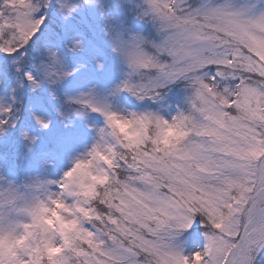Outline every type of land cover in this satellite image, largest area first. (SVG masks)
<instances>
[{"label":"snow or ice","instance_id":"obj_1","mask_svg":"<svg viewBox=\"0 0 264 264\" xmlns=\"http://www.w3.org/2000/svg\"><path fill=\"white\" fill-rule=\"evenodd\" d=\"M0 264H264V0H0Z\"/></svg>","mask_w":264,"mask_h":264},{"label":"rangeland","instance_id":"obj_2","mask_svg":"<svg viewBox=\"0 0 264 264\" xmlns=\"http://www.w3.org/2000/svg\"><path fill=\"white\" fill-rule=\"evenodd\" d=\"M189 2H191V0H189ZM184 89H185V86H184ZM187 91V90H186ZM186 91H182V93L184 94ZM188 93V92H187ZM181 95V92H178L176 94V96H180ZM133 104L137 105L138 107L140 106L138 104V102H135L133 101ZM125 107H128L127 105H125ZM135 107V106H134ZM128 110L129 111H144V110H141L140 108H138V110L136 108H132V107H128ZM161 114L162 115H165L166 118H169L171 115H175L176 113H174V108L172 105L169 104H166L164 106V108L161 110ZM95 116V114H93ZM94 124H95V127L97 128H100V127H103L104 124H103V120L102 118L101 119H98V120H94ZM94 136H95V133H92V136L89 137L88 139V142H87V145L86 147H81L78 149V151L76 153L73 154L72 158L69 159V160H66L64 162V165H63V168L62 170L60 171V173L58 175H53V174H49L47 176V179L49 180H56V179H59L60 176L63 174V171H67L71 166H72V160L75 159L76 156L78 155H83L84 152H86L87 150H89L92 145L95 143V139H94ZM53 191H55L56 189L53 188L52 189ZM201 246H202V238H201ZM194 247V245L189 242L186 246H185V251L188 252V251H191V249Z\"/></svg>","mask_w":264,"mask_h":264},{"label":"trees","instance_id":"obj_3","mask_svg":"<svg viewBox=\"0 0 264 264\" xmlns=\"http://www.w3.org/2000/svg\"><path fill=\"white\" fill-rule=\"evenodd\" d=\"M182 91H186V89H184V85L181 83L178 86H174L173 87V91L170 92L168 95L171 98L168 102L170 105L173 106L174 108V113H176L178 108H186L187 104H186V96H187V91L183 94ZM178 92H181L180 96H176V94ZM176 101H179V103H176ZM135 105V104H134ZM132 108H136L138 110V108H140L141 110H149L152 111L154 110V108L149 107L147 104L145 105H140L139 107L136 105L135 107L133 106Z\"/></svg>","mask_w":264,"mask_h":264}]
</instances>
